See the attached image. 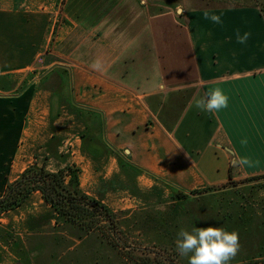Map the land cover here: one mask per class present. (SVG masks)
<instances>
[{"label":"crops","instance_id":"0c3cea01","mask_svg":"<svg viewBox=\"0 0 264 264\" xmlns=\"http://www.w3.org/2000/svg\"><path fill=\"white\" fill-rule=\"evenodd\" d=\"M182 1L64 0L53 38L50 11L0 6V197L31 165L73 167L111 214L175 216L212 198L184 211L246 230L264 220V0ZM215 88L228 106L201 112L194 100ZM10 212L21 235L56 226L38 191Z\"/></svg>","mask_w":264,"mask_h":264},{"label":"rangeland","instance_id":"374dc122","mask_svg":"<svg viewBox=\"0 0 264 264\" xmlns=\"http://www.w3.org/2000/svg\"><path fill=\"white\" fill-rule=\"evenodd\" d=\"M225 1L232 3L234 0ZM63 2L64 0H0V6L50 11L49 30L53 38L59 24ZM161 3L166 7L183 1L161 0ZM42 57L36 58L32 76L45 71L40 68L44 66L40 61ZM176 197L178 200L181 196L177 194ZM235 198L245 200L247 194L241 191ZM224 200L227 201V197ZM213 202L212 198L185 202L178 206L175 216L171 215L170 205L143 209L134 214L128 211L116 212L111 216L112 223L100 222L92 231H85L83 227L57 217L56 226L40 234L41 236L19 234L8 223L15 216H19V213L2 212L0 213V264H159L156 255L168 261L176 260L179 264H188V257L181 256L176 250L175 241L178 232L181 229L191 231L194 227L208 226L223 227L229 232L238 233L240 251L231 264L264 257V220L258 223L252 221L253 223L246 225L248 227L246 230L244 227L239 229L241 225H237L238 223L234 221L226 223L228 218L221 220L200 217V215L193 218L194 215L184 211L188 209L190 211V208L206 211L208 205ZM256 211L248 207L243 212V216L249 218L247 216L255 215ZM212 215L206 213L205 216L213 217ZM147 257H151V261L146 263L144 259Z\"/></svg>","mask_w":264,"mask_h":264},{"label":"trees","instance_id":"16d2710c","mask_svg":"<svg viewBox=\"0 0 264 264\" xmlns=\"http://www.w3.org/2000/svg\"><path fill=\"white\" fill-rule=\"evenodd\" d=\"M38 191L58 218L77 224L85 231H92L100 222H113L112 214L100 202L83 193L79 186L78 169L65 167L50 171L43 165L27 167L0 197V213L20 207ZM198 192V191H197ZM159 264H179L156 255ZM151 257L144 259L150 262Z\"/></svg>","mask_w":264,"mask_h":264},{"label":"clouds","instance_id":"9594fccd","mask_svg":"<svg viewBox=\"0 0 264 264\" xmlns=\"http://www.w3.org/2000/svg\"><path fill=\"white\" fill-rule=\"evenodd\" d=\"M146 4L147 0H141ZM183 10H181L182 12ZM213 23H221L219 15L205 16ZM251 33L240 34L236 31V39L245 44ZM195 107L201 112L214 113L228 106V97L220 88L210 89L194 100ZM249 161L237 158L233 166H243ZM177 252L188 257V264H231L240 251L239 235L235 231H227L223 227H194L191 231L181 229L175 241Z\"/></svg>","mask_w":264,"mask_h":264}]
</instances>
